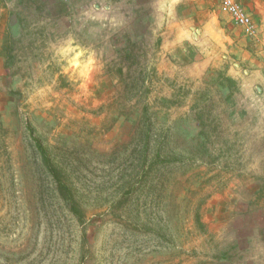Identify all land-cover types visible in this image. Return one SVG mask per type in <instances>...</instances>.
<instances>
[{"label":"rangeland","instance_id":"1","mask_svg":"<svg viewBox=\"0 0 264 264\" xmlns=\"http://www.w3.org/2000/svg\"><path fill=\"white\" fill-rule=\"evenodd\" d=\"M204 5L0 0V264H264V78Z\"/></svg>","mask_w":264,"mask_h":264},{"label":"crops","instance_id":"2","mask_svg":"<svg viewBox=\"0 0 264 264\" xmlns=\"http://www.w3.org/2000/svg\"><path fill=\"white\" fill-rule=\"evenodd\" d=\"M194 1L197 6L205 4L206 8L212 9L209 23H205L210 24L211 36L208 38L210 42L216 41L217 46L220 42H225L221 48L211 44L212 47L230 52L243 62V66L249 73V77L245 79L249 87L257 83V80H262L264 78V0H239L240 6L252 20L253 31L251 34H248L243 28L234 26L229 21V17L212 2L213 0L210 2L209 0ZM219 1L221 2V0ZM167 2L171 5V0H167ZM255 88L262 92L264 86Z\"/></svg>","mask_w":264,"mask_h":264},{"label":"built area","instance_id":"3","mask_svg":"<svg viewBox=\"0 0 264 264\" xmlns=\"http://www.w3.org/2000/svg\"><path fill=\"white\" fill-rule=\"evenodd\" d=\"M220 7L234 26L243 28L248 34L252 33V20L240 6L239 0H221Z\"/></svg>","mask_w":264,"mask_h":264},{"label":"trees","instance_id":"4","mask_svg":"<svg viewBox=\"0 0 264 264\" xmlns=\"http://www.w3.org/2000/svg\"><path fill=\"white\" fill-rule=\"evenodd\" d=\"M35 144V148L37 149V151L38 152H40L41 154H43V151H42V149H41V146L38 144V143H36V142H34ZM45 159V158H44ZM67 206H68V209L70 210V211H72L73 213H77L76 211H77V209H76V207H75V202L72 200V199H69V200H67Z\"/></svg>","mask_w":264,"mask_h":264}]
</instances>
